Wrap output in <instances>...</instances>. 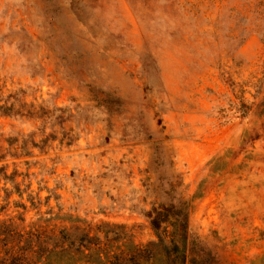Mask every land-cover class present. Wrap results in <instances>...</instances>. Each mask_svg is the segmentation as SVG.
<instances>
[{
    "label": "rangeland",
    "instance_id": "obj_1",
    "mask_svg": "<svg viewBox=\"0 0 264 264\" xmlns=\"http://www.w3.org/2000/svg\"><path fill=\"white\" fill-rule=\"evenodd\" d=\"M84 232L264 264V0H0V264H78Z\"/></svg>",
    "mask_w": 264,
    "mask_h": 264
},
{
    "label": "trees",
    "instance_id": "obj_2",
    "mask_svg": "<svg viewBox=\"0 0 264 264\" xmlns=\"http://www.w3.org/2000/svg\"><path fill=\"white\" fill-rule=\"evenodd\" d=\"M244 108H247L244 105ZM144 215L149 218L151 227L156 232V236L160 241L159 229L161 224H165L164 227H171L169 233L172 235L181 234L187 226L186 218L181 219L174 213V205L160 204L159 206L152 205L150 210L144 212ZM171 220V221H169ZM99 234L103 233V236H107L109 231L104 228L113 227L107 223L100 225ZM123 229V226H117ZM65 234V233H64ZM65 237V236H63ZM68 239V238H67ZM72 242L69 239L66 244ZM64 243V245H65ZM123 245V248L118 249L116 252L109 249V243H104L100 240V236L90 235L88 232L82 233V239L77 242L75 248H77L76 256H79L78 264H143L150 258L144 254V250L140 248L137 243L130 241Z\"/></svg>",
    "mask_w": 264,
    "mask_h": 264
}]
</instances>
